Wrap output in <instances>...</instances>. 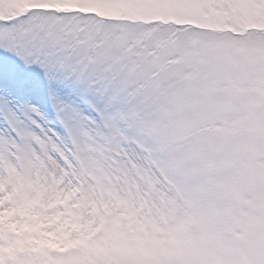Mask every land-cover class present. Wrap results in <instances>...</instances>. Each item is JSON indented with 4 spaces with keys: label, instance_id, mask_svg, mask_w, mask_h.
I'll return each instance as SVG.
<instances>
[{
    "label": "snow or ice",
    "instance_id": "snow-or-ice-1",
    "mask_svg": "<svg viewBox=\"0 0 264 264\" xmlns=\"http://www.w3.org/2000/svg\"><path fill=\"white\" fill-rule=\"evenodd\" d=\"M0 264H264V0H0Z\"/></svg>",
    "mask_w": 264,
    "mask_h": 264
}]
</instances>
